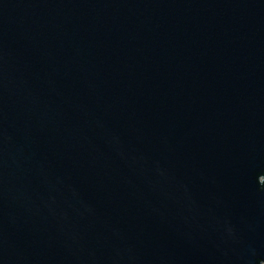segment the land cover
Segmentation results:
<instances>
[{
  "label": "water",
  "instance_id": "obj_1",
  "mask_svg": "<svg viewBox=\"0 0 264 264\" xmlns=\"http://www.w3.org/2000/svg\"><path fill=\"white\" fill-rule=\"evenodd\" d=\"M0 264H264V0H0Z\"/></svg>",
  "mask_w": 264,
  "mask_h": 264
}]
</instances>
